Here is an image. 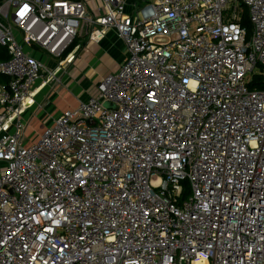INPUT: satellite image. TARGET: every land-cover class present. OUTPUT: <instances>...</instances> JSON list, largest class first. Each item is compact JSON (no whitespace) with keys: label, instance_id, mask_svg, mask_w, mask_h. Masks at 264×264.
<instances>
[{"label":"built area","instance_id":"1","mask_svg":"<svg viewBox=\"0 0 264 264\" xmlns=\"http://www.w3.org/2000/svg\"><path fill=\"white\" fill-rule=\"evenodd\" d=\"M96 1L0 3V264H264V0ZM83 25L125 59L25 146Z\"/></svg>","mask_w":264,"mask_h":264},{"label":"crops","instance_id":"2","mask_svg":"<svg viewBox=\"0 0 264 264\" xmlns=\"http://www.w3.org/2000/svg\"><path fill=\"white\" fill-rule=\"evenodd\" d=\"M80 1L84 2V0ZM126 1L129 5L135 2V0ZM86 6L91 9V5ZM70 50L74 52V61L59 75L62 78L65 76L64 73L66 75L70 73V78L65 77L64 86L62 87V83L50 82L47 76L34 86L35 106L23 115L26 127L22 143L25 146L36 142L44 129L52 125L63 112L75 108L79 101H87L95 97L99 81L117 73L125 59L124 46L113 30L106 31L100 41L94 42L88 38L87 26L84 25L78 31ZM25 51L30 52L33 57L51 69L55 67V61L43 51L30 47H25ZM55 99L59 100L57 108L54 112H51L52 109L48 112L47 108L52 107L50 101ZM37 117L42 118L44 124L39 133L29 140L28 124Z\"/></svg>","mask_w":264,"mask_h":264},{"label":"rangeland","instance_id":"3","mask_svg":"<svg viewBox=\"0 0 264 264\" xmlns=\"http://www.w3.org/2000/svg\"><path fill=\"white\" fill-rule=\"evenodd\" d=\"M85 4L89 6L91 5V9L98 7V2L96 0H84ZM64 77L61 78V85L62 87L64 86V80L65 77L70 78V73L66 75V73H64ZM66 82V81H65ZM60 87V86H58ZM69 95V94H68ZM71 96V94L69 95ZM67 96V97H69ZM51 106L52 107H48L47 111L49 112L51 109V112L55 111V108H57L58 104H59V100L55 99L53 101H50ZM44 124V120L40 117L34 118L33 120H31L28 124V134L27 137L30 136L29 140L32 139L34 136H36V134L39 133V131L42 129V126Z\"/></svg>","mask_w":264,"mask_h":264},{"label":"trees","instance_id":"4","mask_svg":"<svg viewBox=\"0 0 264 264\" xmlns=\"http://www.w3.org/2000/svg\"><path fill=\"white\" fill-rule=\"evenodd\" d=\"M2 0H0L1 3ZM244 25L248 26L246 19L244 20ZM8 56L5 52V50L3 48L0 47V60H5L7 59ZM7 83V78L0 76V84H6ZM257 89L259 90H264V86L263 85H257L256 86Z\"/></svg>","mask_w":264,"mask_h":264},{"label":"water","instance_id":"5","mask_svg":"<svg viewBox=\"0 0 264 264\" xmlns=\"http://www.w3.org/2000/svg\"><path fill=\"white\" fill-rule=\"evenodd\" d=\"M109 106H110V105H109V104H107V103H106V104H104V107H106V108H107V107H109Z\"/></svg>","mask_w":264,"mask_h":264}]
</instances>
